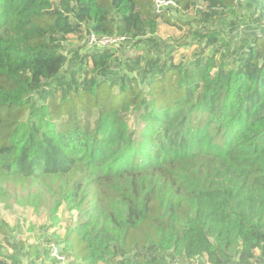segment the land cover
I'll return each mask as SVG.
<instances>
[{"label": "trees", "instance_id": "trees-1", "mask_svg": "<svg viewBox=\"0 0 264 264\" xmlns=\"http://www.w3.org/2000/svg\"><path fill=\"white\" fill-rule=\"evenodd\" d=\"M167 1L0 0V264H264V0Z\"/></svg>", "mask_w": 264, "mask_h": 264}, {"label": "rangeland", "instance_id": "rangeland-1", "mask_svg": "<svg viewBox=\"0 0 264 264\" xmlns=\"http://www.w3.org/2000/svg\"><path fill=\"white\" fill-rule=\"evenodd\" d=\"M249 0H242V3L246 5ZM155 4V0H154ZM244 10V8H242ZM192 13L189 14V18L192 17ZM186 31V29L184 30ZM182 35L181 31H178L176 28L166 26L161 24L158 30V36L166 43H171L173 38L179 37ZM78 40L73 39V42L77 43ZM193 47L183 48L180 53L183 55H189L192 51ZM181 54H178L180 57ZM177 58V57H176ZM8 182V179L5 177H0V197L5 198L2 196L3 191V184ZM38 186L37 190H44L43 185H39L37 183L32 188ZM16 190V189H15ZM35 188L33 191H37ZM33 191H29V193H24L22 195L21 191H13L7 197L6 200H2L0 202V215L2 219L7 222L11 228L10 232L7 233L10 239L20 240L27 243L32 242H39L43 240H47V235L49 234L50 230H48L49 220L47 216V212L44 208L39 207L35 208L33 206L32 199L35 197ZM19 194L20 196H24V200L27 201L26 206L24 204H19L16 201V195ZM59 216L61 222L59 223L58 233L59 231L62 233L64 227L71 226L76 224L77 213L76 211L72 212L71 214L64 211L61 208L59 212ZM60 229V230H59ZM6 235V233H5ZM3 236L0 234V241ZM42 249H47L46 246H42ZM53 254L51 257H56V249L53 248ZM40 264V262H38ZM44 264H48V260L44 262Z\"/></svg>", "mask_w": 264, "mask_h": 264}, {"label": "built area", "instance_id": "built-area-1", "mask_svg": "<svg viewBox=\"0 0 264 264\" xmlns=\"http://www.w3.org/2000/svg\"><path fill=\"white\" fill-rule=\"evenodd\" d=\"M175 4L172 1H167V0H155V12L157 13L161 8L163 7H169V6H174ZM124 41L123 37H110V38H102L99 41L95 40V37L92 35L90 37V43H97L100 46H109V45H114L118 44L119 42ZM55 255L54 253H52ZM57 255V254H56ZM57 259H59L58 255L56 256Z\"/></svg>", "mask_w": 264, "mask_h": 264}]
</instances>
